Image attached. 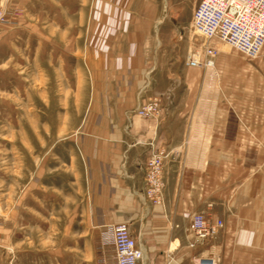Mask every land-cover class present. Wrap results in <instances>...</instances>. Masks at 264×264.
<instances>
[{
  "label": "crops",
  "instance_id": "obj_1",
  "mask_svg": "<svg viewBox=\"0 0 264 264\" xmlns=\"http://www.w3.org/2000/svg\"><path fill=\"white\" fill-rule=\"evenodd\" d=\"M15 1L22 16L43 24L31 25L41 49L80 56L85 85L95 88L85 114L95 121L76 143L92 199L89 225L127 224L144 264H193L194 257L264 264L261 60L223 47L211 69L159 67L145 49L157 0ZM40 1L45 9L68 13L44 17L32 7ZM162 1L165 12L170 1ZM71 3L77 13L69 10ZM153 95L160 98V115L138 118L136 106ZM153 148L166 155L158 205L143 194L144 162ZM194 214L220 219L223 226L205 245L188 248Z\"/></svg>",
  "mask_w": 264,
  "mask_h": 264
},
{
  "label": "rangeland",
  "instance_id": "obj_2",
  "mask_svg": "<svg viewBox=\"0 0 264 264\" xmlns=\"http://www.w3.org/2000/svg\"><path fill=\"white\" fill-rule=\"evenodd\" d=\"M169 1L165 12L162 0L151 8L156 26L151 24L146 40L147 54L159 67L170 63L178 69L188 51L207 46L217 55L223 47L235 51L193 31L192 15L200 0ZM17 3L0 0L5 14L0 21V264H113L109 249L98 241L106 226L89 225L92 199L76 148L79 133L95 121L85 116L95 88L85 85L80 56L48 55L41 49L31 25L43 24L22 16ZM71 4L69 10L77 13V3ZM43 5L40 1L32 7L44 17L68 13L67 8ZM54 25L74 28L78 23ZM153 97L160 99H145L134 114Z\"/></svg>",
  "mask_w": 264,
  "mask_h": 264
},
{
  "label": "built area",
  "instance_id": "obj_3",
  "mask_svg": "<svg viewBox=\"0 0 264 264\" xmlns=\"http://www.w3.org/2000/svg\"><path fill=\"white\" fill-rule=\"evenodd\" d=\"M7 3V0H2ZM5 20L0 10V21ZM191 27L205 40L223 42L247 58H260L264 70V0H200L193 11ZM217 56L214 47L190 50L185 56L188 67L211 69ZM161 101L153 97L136 110L141 119H156ZM162 150L151 152L144 164V197L153 204L162 203L164 187ZM264 173V167L262 168ZM220 219L194 214L187 224L188 248L203 245L222 228ZM99 246L109 249L113 264H144L142 247L131 237L127 224L108 225L99 236ZM193 264H215L212 258L194 257Z\"/></svg>",
  "mask_w": 264,
  "mask_h": 264
},
{
  "label": "bare ground",
  "instance_id": "obj_4",
  "mask_svg": "<svg viewBox=\"0 0 264 264\" xmlns=\"http://www.w3.org/2000/svg\"><path fill=\"white\" fill-rule=\"evenodd\" d=\"M2 1V0H1ZM191 68H193V67H191Z\"/></svg>",
  "mask_w": 264,
  "mask_h": 264
}]
</instances>
